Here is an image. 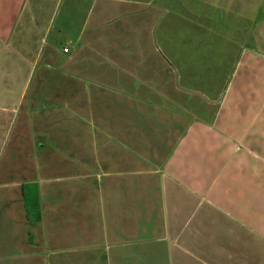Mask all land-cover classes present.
<instances>
[{"label":"crops","instance_id":"1","mask_svg":"<svg viewBox=\"0 0 264 264\" xmlns=\"http://www.w3.org/2000/svg\"><path fill=\"white\" fill-rule=\"evenodd\" d=\"M61 2L0 0V264H264V0L203 59L131 53L151 2Z\"/></svg>","mask_w":264,"mask_h":264},{"label":"rangeland","instance_id":"2","mask_svg":"<svg viewBox=\"0 0 264 264\" xmlns=\"http://www.w3.org/2000/svg\"><path fill=\"white\" fill-rule=\"evenodd\" d=\"M141 2L153 3L152 14L141 18L139 15L141 10H148L150 7L142 6L134 8L130 16V38L131 46L129 47L132 54H138L141 49V54L156 55V46L160 45L161 39L164 43L176 38L179 45L185 42L191 43L194 50L189 53L192 55H199V59H203L200 48L203 49V39L208 37L211 42L219 44L218 50L224 48L226 51L232 52V47L236 48L237 44L245 45L251 33L250 26L256 25L259 18H261V9L263 0H138ZM89 7V0H62L59 15L56 18V24L62 20L65 11L73 9V16L70 17L71 29H76L82 22L87 8ZM155 7L156 9H153ZM141 11V13L143 12ZM253 18V19H251ZM253 20V21H252ZM206 26H211L213 30L203 36V29ZM189 28V32L186 30ZM188 32L189 34H187ZM204 37V38H203ZM203 38V39H202ZM109 42L113 39L110 36ZM107 38H99L97 45H101L102 41ZM141 42L139 45L138 42ZM207 45V43H205ZM156 45V46H155ZM202 46V47H201ZM101 48V47H99ZM68 47H65L67 50ZM103 50V48H101ZM165 50V48H164ZM181 50L180 47L177 52ZM200 51V52H199ZM87 55V50L83 52ZM194 61L192 66L202 64V60ZM191 70V69H190Z\"/></svg>","mask_w":264,"mask_h":264}]
</instances>
